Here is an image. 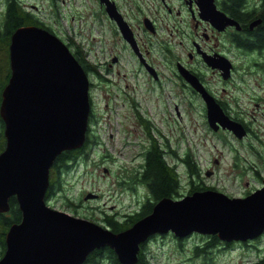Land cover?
Returning a JSON list of instances; mask_svg holds the SVG:
<instances>
[{
  "label": "water",
  "instance_id": "obj_1",
  "mask_svg": "<svg viewBox=\"0 0 264 264\" xmlns=\"http://www.w3.org/2000/svg\"><path fill=\"white\" fill-rule=\"evenodd\" d=\"M107 12L134 48L132 33L112 3ZM214 16L212 24L218 23L219 30L236 23ZM204 60L219 69L223 79L231 76L228 58ZM9 62L10 77L0 102L5 137L0 152V212L8 211L9 199L15 196L21 221L5 234L0 264H83L91 252L104 247L114 251L120 264H137L141 244L153 235L171 232L182 238L196 232L223 242H245L264 232V181L243 197L207 189L180 199L161 198L149 214L120 232L48 206L45 196L56 157L81 147L85 140L89 81L68 46L35 25L13 32ZM181 74L202 94L213 131L226 129L238 139L246 135L245 126L227 116L189 71L183 69Z\"/></svg>",
  "mask_w": 264,
  "mask_h": 264
},
{
  "label": "rangeland",
  "instance_id": "obj_2",
  "mask_svg": "<svg viewBox=\"0 0 264 264\" xmlns=\"http://www.w3.org/2000/svg\"><path fill=\"white\" fill-rule=\"evenodd\" d=\"M20 2L71 51L75 53L76 49H80L87 62L98 72L86 73L90 105L85 132V140L88 141L86 157L81 153L76 162H69L71 167L67 170L59 168L60 189L47 199L48 206L103 227H106L104 220L107 215H114L121 220L127 214L139 210L147 198V190L144 187H129L131 181L121 179L119 170L120 164L134 167L141 162L140 158L133 159L131 156L140 149L138 139L134 138L143 133L136 119L134 126L131 123L134 111L144 118L164 112L172 130L170 136L179 134L182 137V149L193 152V158L199 162L203 184L214 186L216 189L213 190L230 197H243L262 186L264 106L259 108L255 103L264 100V68L253 67V60L262 64L260 57H264V54H245L231 48L227 52L228 59L232 60L237 70L233 74L231 72L232 80L227 83L218 81L216 74L212 75L203 69L205 77L213 79L215 92L231 103L230 107L247 125L249 132L246 129V135L238 139L224 129L213 131L200 114L184 115L180 112L179 118L175 115L174 104H180L181 94H189V91L181 86L172 73L173 66L169 75L164 74L163 66L160 67L161 83H157L125 51L121 53V63L115 66V75L111 74L110 82H105L104 77L99 75L103 73L99 64L105 54L109 23L99 14L96 0ZM4 5L5 1L0 0V23L4 16ZM160 23L167 24L166 21ZM159 33L165 35L163 29ZM172 40L180 44L175 34ZM186 50L180 47L179 52H176L183 56ZM174 128L178 134L173 131ZM171 144L174 147V137ZM167 160L172 162L169 158ZM55 168V165L50 168L49 182L56 178ZM207 170L211 171L210 176L206 174ZM179 176V192L183 197L189 182L185 174L179 173ZM89 193L98 194V197L86 199ZM69 202H73L76 208L70 206ZM208 238V235L196 232L182 238L175 237L171 232L154 235L144 244V260L147 264H255L264 259V232L252 240L232 241L230 246L219 242L205 253L194 254V247L202 246ZM86 264L111 263L104 254L97 263Z\"/></svg>",
  "mask_w": 264,
  "mask_h": 264
},
{
  "label": "flooded vegetation",
  "instance_id": "obj_3",
  "mask_svg": "<svg viewBox=\"0 0 264 264\" xmlns=\"http://www.w3.org/2000/svg\"><path fill=\"white\" fill-rule=\"evenodd\" d=\"M96 2L99 5V14L109 23L106 45L104 47L105 54L99 64L103 70V73L99 75L104 77L105 82H110L109 77L111 74L115 75V66L121 63V53L125 51L129 53L133 62L145 73L151 74L153 80L157 83H161L162 71L160 67L163 66L164 74L169 75L171 66H173L172 73L179 80L181 86L189 91V94H181L180 104H174L175 115L179 118L180 112L184 115L200 114L204 118L205 124L209 127L206 118V102L202 94L182 76L181 71L185 69L197 79L202 89L216 101L227 116L242 122L249 132L244 121L230 107L231 103L215 92L213 79L206 78L203 69L209 71L212 75L216 74L218 81L224 83L232 80V76L225 81L222 80L220 77L221 71L216 67L212 68L209 66L205 62L204 57L217 58L218 55H221L228 58L227 52L231 51V48L250 54L254 49L246 52L243 47L246 43L250 44L251 35L256 36L255 32L258 29V25L262 22V18L250 19L248 14L252 15L254 12L259 11L263 6L262 0H246L237 13L228 9L230 8V0H96ZM110 3L115 6L117 13L128 25L134 39V48L122 36L115 21L110 18L107 12V5ZM214 15H222L221 17L231 19L236 23L228 24L219 30L218 23L216 26L212 24V17H216ZM163 21H166L167 24L161 25L160 22ZM160 29L165 31L164 36L159 33ZM174 34L180 39V44L172 40ZM180 47L187 49L183 56L176 52H179ZM256 52H260V50H254L252 55ZM255 60H253V67H259L260 61L257 62ZM239 67L244 68L241 65ZM236 70V65L233 63L232 74ZM91 72H95L93 68L86 73ZM128 86L126 85V87ZM255 106L259 108L264 106V100L256 102ZM135 119L137 126L142 127L143 133L134 138V140L138 139L137 145L140 149L131 156H133V159L140 158L141 162L134 167L127 166L124 163L120 164L121 179H125L131 172L136 173L141 170L146 153L152 150V146L155 144L162 151L163 159L174 167L179 179V173L186 175L189 187H204L205 189L212 187L216 189L214 186L203 184V180L200 177L201 171L198 167L199 162L193 158V152H189L186 148L182 149V137L179 136L175 128L173 131L178 135L170 136L172 130L164 112L161 114L155 113L154 117L148 115V118H144L137 111H134L131 120L133 126ZM219 130L223 129H218L215 132ZM173 137L174 147L171 144ZM180 149H182V152ZM187 154L197 167V175L194 177L188 174V169L183 163V157ZM168 158L172 162H169ZM205 172L210 176L211 171L207 170ZM263 181L264 179H262V183ZM124 184L126 183L124 182ZM137 187L143 186L137 185L135 188L132 187V189ZM144 188L149 193L148 189ZM190 193L192 192H189L188 188L184 195ZM179 194L181 193L178 192ZM9 212L10 209L0 213L8 216ZM246 245H249V243H246ZM227 246H230V244Z\"/></svg>",
  "mask_w": 264,
  "mask_h": 264
},
{
  "label": "trees",
  "instance_id": "obj_4",
  "mask_svg": "<svg viewBox=\"0 0 264 264\" xmlns=\"http://www.w3.org/2000/svg\"><path fill=\"white\" fill-rule=\"evenodd\" d=\"M4 1V16L0 23V102L2 90L7 84L8 79L10 77L9 45L13 32L20 27L29 25H35L50 31L46 25H44L29 10L22 6L20 0ZM245 1L246 0H230V8L228 9L237 13ZM262 3L263 6L259 11L254 12V14L252 15L248 14V17L250 19L257 17L262 18V22L258 25V29L255 32L256 36L251 35L252 39L250 40V44L246 43V45H244L243 47L246 52L252 49L260 50V52H256L260 53L259 55L264 54V0H262ZM253 51L251 53H253ZM71 52L75 59L82 66L85 73L88 72L91 68H93L95 73L98 74V72H96V68L87 62L85 55L81 53L80 49H76L75 53L73 51ZM262 60L263 63L259 64V67H264V57H262ZM0 126V152H2L5 146V137L3 135L4 125L1 117ZM87 143L88 141L86 142L85 140L84 144L80 148L75 150L63 151L59 156H57L53 164V167L54 165L56 166V178L54 180H50L49 182L45 201H47L49 197H51L57 190L60 189V181L58 179L60 175L59 168L64 167V169L67 170L69 167H71L69 162H76L78 157H80L81 153L82 156L85 158V149ZM183 163L186 165L189 175H191L192 177L197 175L196 164L191 160L188 154L184 155ZM126 180H130L132 183V185L128 184L129 187L135 188L137 185H141L143 187H146L149 193L147 192V198L144 203L141 204L139 210L127 214L124 219L118 220L117 218H115L114 215H107L105 217L104 222L106 223V227L113 232H120L130 227L138 219L149 214L155 202H157L161 198L171 197L174 199L181 197V194L178 195L179 187H181V180L179 179L174 167L170 166L163 159L162 151L159 150V147L155 144H153L152 150L146 153L145 161L141 170L137 171L136 173L131 172L128 176L125 177V181ZM207 189L213 188L208 187L205 189L204 187L194 188L190 186L189 192L202 191ZM69 205L73 208H76V205L73 202H69ZM9 209L10 212L8 216H5L4 214L0 213V257L5 251V234L8 228L12 224L19 223L21 221V211L19 209L15 196H12L9 200ZM218 243L228 245L231 242L224 243L219 241L217 236H209L208 240L202 246H195L193 252L194 254L205 253L208 249L215 247ZM144 244L145 243L141 244L140 252L138 254L139 264H147L144 260ZM104 254L106 255V259L109 260L111 264H120L116 254L109 247L94 250L89 254L83 264L90 262L97 263L98 259L104 257ZM263 261L264 259H261L255 264H263Z\"/></svg>",
  "mask_w": 264,
  "mask_h": 264
}]
</instances>
